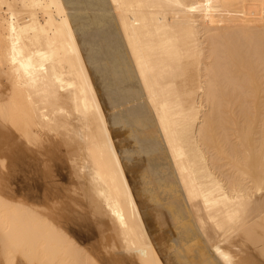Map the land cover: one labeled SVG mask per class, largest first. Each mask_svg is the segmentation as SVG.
I'll return each mask as SVG.
<instances>
[{
	"label": "bare ground",
	"instance_id": "bare-ground-1",
	"mask_svg": "<svg viewBox=\"0 0 264 264\" xmlns=\"http://www.w3.org/2000/svg\"><path fill=\"white\" fill-rule=\"evenodd\" d=\"M0 264H264V0H0Z\"/></svg>",
	"mask_w": 264,
	"mask_h": 264
}]
</instances>
